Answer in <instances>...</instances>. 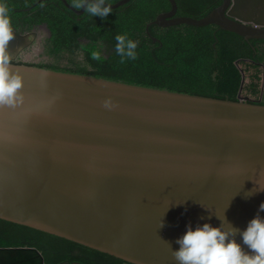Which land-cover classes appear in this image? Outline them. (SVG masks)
Returning <instances> with one entry per match:
<instances>
[{"label":"water","instance_id":"water-1","mask_svg":"<svg viewBox=\"0 0 264 264\" xmlns=\"http://www.w3.org/2000/svg\"><path fill=\"white\" fill-rule=\"evenodd\" d=\"M170 2L146 25L154 41L151 24L180 23L264 39V0H222L200 18L176 15ZM37 35L12 28L5 49L17 54ZM8 68L22 100L0 105L1 219L130 264H180L176 239L205 222L237 229L228 238L250 253L240 231L264 202V104L10 60ZM0 264L44 260L34 247H0Z\"/></svg>","mask_w":264,"mask_h":264},{"label":"trees","instance_id":"trees-1","mask_svg":"<svg viewBox=\"0 0 264 264\" xmlns=\"http://www.w3.org/2000/svg\"><path fill=\"white\" fill-rule=\"evenodd\" d=\"M67 1L71 4V0ZM105 1L114 3L118 0ZM176 1V15L197 18L207 15L222 2ZM0 2L9 7L11 27L31 29L45 24L49 29L45 50L54 60L27 64L264 104V39H246L216 24L197 26L180 23L169 26L151 24L150 34L159 38V41H154L147 33L146 25L159 13L171 8L170 0H130L112 8L104 19L87 13L77 14L63 0ZM125 34L137 42V57L121 63L115 52V36ZM93 52H97L100 59H93ZM64 58L68 59L66 64L61 63ZM7 231L16 234L8 238L10 240L3 239ZM19 238H28L27 243L40 248L48 264L62 258L80 259L88 264L125 262L64 237L0 218V246L15 244ZM77 251L79 257L72 255Z\"/></svg>","mask_w":264,"mask_h":264},{"label":"clouds","instance_id":"clouds-1","mask_svg":"<svg viewBox=\"0 0 264 264\" xmlns=\"http://www.w3.org/2000/svg\"><path fill=\"white\" fill-rule=\"evenodd\" d=\"M71 7L84 8V13L92 17L106 18L112 11L105 0H71ZM12 38L10 10L6 3L0 2V105H14L22 100L17 93L21 87V78L9 74V54L5 51L7 42ZM115 52L120 62L135 60L137 57V42L125 35L115 36ZM93 59H100L97 52L92 53ZM105 106H110L105 101ZM264 190V187H261ZM264 211V202L258 207V213L253 216L240 231L242 243L247 245L250 253L242 249L241 243L229 239L237 229L231 225L213 226L208 222L192 227L186 225L185 232L176 239L179 247L172 255L180 264H264V217L259 212Z\"/></svg>","mask_w":264,"mask_h":264},{"label":"rangeland","instance_id":"rangeland-1","mask_svg":"<svg viewBox=\"0 0 264 264\" xmlns=\"http://www.w3.org/2000/svg\"><path fill=\"white\" fill-rule=\"evenodd\" d=\"M38 35L23 51L19 52L17 55V61L22 63H38V62H50L54 58L46 53V39L49 35V31L45 26L39 27ZM77 59H81V56H77ZM68 62L67 58L62 59L61 63L66 64Z\"/></svg>","mask_w":264,"mask_h":264},{"label":"flooded vegetation","instance_id":"flooded-vegetation-1","mask_svg":"<svg viewBox=\"0 0 264 264\" xmlns=\"http://www.w3.org/2000/svg\"><path fill=\"white\" fill-rule=\"evenodd\" d=\"M42 26H45L46 27V29L49 31V29L47 28V26L45 25V24H40V25H37V26H35V27H33V28H31V29H18V28H14L16 31H18V32H22V33H27V32H30V31H37V33H38V28L39 27H42ZM13 28V27H12ZM49 34H50V32H49ZM49 36V35H48ZM263 45V47H264V43L262 44ZM5 51L9 54V57H10V61H16V62H18L17 61V55H19V52L16 54V53H14V52H11V51H7L6 49H5ZM23 51V50H22ZM16 233L15 232H13V231H7L4 235H3V239H7V240H10V239H8V238H11V236L12 235H15ZM7 240H6V242H7ZM29 239L28 238H19L17 241H15L16 243L15 244H8V245H1L0 247H34V248H37L39 251H40V253H41V255L43 256V260H44V264H48L47 263V259H46V256H45V254L42 252V250L40 249V248H38L37 246H35V245H32V244H29V243H27V241H28ZM51 244H53V243H51ZM51 246H53V245H51ZM48 252V251H47ZM72 255H76V256H80V253H79V251H77V252H73L72 253ZM55 258H58V256L57 257H55ZM80 258H82V257H80ZM49 264H88V263H86V262H83L82 260H80V259H70V258H62V259H55V261H53L52 263H49ZM123 264H130V263H126V262H124Z\"/></svg>","mask_w":264,"mask_h":264}]
</instances>
